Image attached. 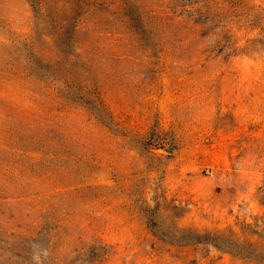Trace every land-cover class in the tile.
<instances>
[{
    "label": "rangeland",
    "instance_id": "1",
    "mask_svg": "<svg viewBox=\"0 0 264 264\" xmlns=\"http://www.w3.org/2000/svg\"><path fill=\"white\" fill-rule=\"evenodd\" d=\"M0 264H264V0H0Z\"/></svg>",
    "mask_w": 264,
    "mask_h": 264
},
{
    "label": "trees",
    "instance_id": "2",
    "mask_svg": "<svg viewBox=\"0 0 264 264\" xmlns=\"http://www.w3.org/2000/svg\"><path fill=\"white\" fill-rule=\"evenodd\" d=\"M52 26L53 27H56V29L58 30V32H60L63 36L64 35H67L66 34V28H65L66 25H65V23H61V22L60 23H57V22H54V23H52ZM65 37H67L66 42H68V35L65 36ZM60 43L62 44L63 41H60ZM39 68L41 70V72H40L41 75H43L44 77H45L46 74L49 75V72H54V71H57L58 70L57 71V74L55 75V79H53V82L55 83V81H58L60 83V85H59L60 89L67 90L69 87L72 88L74 85H75V87H81L79 85V82L75 83L74 79L70 78L69 71H67L66 69H63V68L62 69H59L58 66H51V65H40ZM48 68L50 69V71H46V69H48ZM75 96L79 100L86 101V102H91V99L90 98H87V97H84L83 93H80L79 95H75Z\"/></svg>",
    "mask_w": 264,
    "mask_h": 264
}]
</instances>
